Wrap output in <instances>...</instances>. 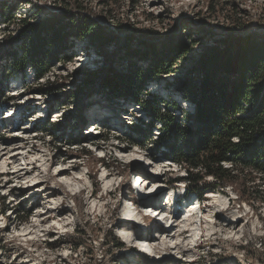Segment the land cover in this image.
<instances>
[{
    "label": "rangeland",
    "instance_id": "1",
    "mask_svg": "<svg viewBox=\"0 0 264 264\" xmlns=\"http://www.w3.org/2000/svg\"><path fill=\"white\" fill-rule=\"evenodd\" d=\"M134 1L0 0V12L4 13L0 14V89L4 91L0 101L11 97L0 107V197L4 199L0 204V264H264V205L241 201L238 186L207 189L201 198L194 192L181 197L185 182L170 184L169 180L184 177L185 172L161 156L166 148L155 144L159 125L150 130L153 142L144 147L131 145L140 139L131 125L139 120L147 125L149 118L131 101L116 99L100 88L101 78L110 69L120 73L130 62L141 67L147 64L139 54L130 56L132 51L152 45L160 52L164 44L193 41L192 50L175 65V73L163 75L146 87L149 95L174 107L177 123L187 127L194 104L180 92L186 71L206 48L229 36L264 41V0H213V11L209 0ZM62 2L82 4L87 8L83 14L114 33L117 41L99 53L86 41L69 38L70 50L56 52L49 72L41 79L35 78L30 67L23 74H9L11 53H20L19 21L50 19L63 10ZM9 8L15 10L13 16L7 15ZM87 79L95 81L87 83ZM50 84L55 87L51 92H40ZM104 114L110 117L102 120L99 116ZM98 118L104 126L100 136L107 140L90 132L99 124ZM28 122L32 123L29 130ZM64 167L71 168L68 174L57 177ZM16 172L24 174L19 179ZM141 172L148 180L146 191L180 195L169 205L159 194L152 197L162 209L176 213L169 222L175 231L187 230L179 239L171 240L174 232L170 226L166 228L169 224L165 219H146L139 210L144 200H134L133 193L130 196L128 185L135 173ZM205 183H213L211 177ZM257 185L254 191L264 193V186L260 182ZM49 189L56 191L53 198L46 194ZM211 194L217 196L212 198ZM130 200L139 202L133 213L138 227L131 230L132 235L148 236L150 256L129 245L130 230L120 228ZM197 200L199 209L195 207L193 212L198 214L201 230L199 225L189 228L181 224L186 206ZM60 203L61 213H47ZM47 214L52 218H46ZM236 220L235 226L227 227ZM158 227H164L167 238L155 233ZM196 228L199 231L193 235ZM110 234L122 247L109 243ZM159 242H164V249L154 250ZM176 243L180 249H174Z\"/></svg>",
    "mask_w": 264,
    "mask_h": 264
},
{
    "label": "trees",
    "instance_id": "2",
    "mask_svg": "<svg viewBox=\"0 0 264 264\" xmlns=\"http://www.w3.org/2000/svg\"><path fill=\"white\" fill-rule=\"evenodd\" d=\"M209 3L213 11V0ZM62 4L63 10L50 19L19 21L20 53H11L12 60L7 66L9 74H23L30 67L35 78L41 79L49 72L56 52L63 54L70 50L69 38L86 41L99 53L117 41L114 33L83 14L87 8L82 4ZM8 12L11 13L7 15L13 16L15 10L9 8ZM188 40L191 41V36ZM193 45V41L178 40L164 44L160 52L152 45L132 51L130 56L139 54L140 60L147 64L141 67L130 62L127 70L120 73L110 69L101 78L100 88L108 90V94L116 99L131 101L149 118L147 125L144 120L131 125L134 135L140 137L131 145L144 147L153 142L150 130L159 125L155 144L161 143L166 148L161 156L185 172L184 177L170 179V184L185 182L186 194L194 192L198 198L207 189L215 191L238 186L236 193L241 201L264 205V193L254 191L257 182L264 186V41L229 36L205 49L180 83L182 97L194 104V113L187 116L191 127H184L177 123L171 109L174 107L170 108L169 103L149 95L146 87L159 81L163 75L175 73V65L187 56ZM93 81L87 79L86 82ZM54 88L50 84L40 92L48 93ZM3 94L0 89V96ZM9 100L11 97L5 96L0 107ZM96 137L108 139L100 135ZM207 177H211L213 183L206 184ZM128 187L130 189V185ZM3 203L4 199L0 197V204ZM258 208L253 207L254 210ZM108 239L109 243L122 247L116 236L110 234Z\"/></svg>",
    "mask_w": 264,
    "mask_h": 264
},
{
    "label": "bare ground",
    "instance_id": "3",
    "mask_svg": "<svg viewBox=\"0 0 264 264\" xmlns=\"http://www.w3.org/2000/svg\"><path fill=\"white\" fill-rule=\"evenodd\" d=\"M157 85H153L152 86V88L154 89L155 87H156ZM154 90H157V88H155ZM99 117H102V120H105V119H107V118H109L110 117V115H108V114H104V115H101V116H99ZM6 167H8L9 166V164H7V165H5ZM71 168H65L64 167V169H62L61 171H58L57 172V174H56V176L57 177H61V176H65V175H67L68 174V171L70 170ZM17 171H19V170H17ZM142 173V172H141ZM24 174V172L23 173H21V172H16L14 175H16V176H18L19 177V179H20V176L21 175H23ZM28 174V171L27 172H25V174L24 175H27ZM47 175V174H46ZM139 177V175H136L135 176V179H134V181L133 182H135V184L134 183H132L131 184V189H133V188H136V186H138V187H141L142 186V183H144L143 181L142 182H140V179L138 178ZM22 178V177H21ZM105 179V178H104ZM47 180V179H46ZM52 180H53V178H52ZM74 180V179H73ZM46 182V181H45ZM149 186H147V188H148ZM146 188V189H147ZM146 189L144 190V191H142V196H143V199H142V196H141V198L140 199H142V200H144V201H146L147 199L145 198V196L147 195L146 194ZM47 190V189H46ZM42 192H44V193H46L45 192V190L44 191H42ZM154 192V191H153ZM161 193V191H159V192H155V194L154 195H156V194H160ZM213 193V192H212ZM47 195H49V197L50 198H53L55 195H56V191L54 190V189H49V191H48V193H46ZM167 196H168V200L166 201V204L167 205H169V201L170 200H173V199H175V193H167ZM214 196H217V194H211L210 195V197H212V198H214ZM178 198V197H177ZM215 199H216V197H215ZM144 201H141V202H144ZM215 200H213V202H214ZM136 202V201H135ZM169 202V203H168ZM215 204V203H214ZM58 206V207H57ZM57 206H55V207H53V209H51V210H47V213L49 214V212L51 213L52 211H54V212H56V214L57 213H61V211L63 210V209H60V206H61V203L60 204H58ZM191 206V207H190ZM195 207L196 208H198L197 207V203H195V202H193L191 205H187L186 206V209H185V219L183 220V221H181V224L183 223V225L185 226H188L189 228L190 227H192V224L194 225V226H196L197 227V225H199V219H198V214H196V212L194 213L193 212V210H195L196 211V209H195ZM125 210H124V218H125V220L126 221H124V220H122L121 219V221H120V223H119V225H120V228H128L130 231L131 230H136L137 229V227L138 226H136V224H134V223H132V222H134V220H135V217L133 216V213H135L134 212V209H132V206H130L129 204L127 205V207H125L124 208ZM156 210V209H155ZM193 213L195 214V216H193ZM217 213V212H216ZM47 214V216H46V218H52L51 216H49ZM164 214H165V216H164ZM216 215V214H215ZM218 215V214H217ZM216 215V216H217ZM158 216L160 217V219L163 221L164 219H165V221H166V223L165 224H169L168 226H166V228H168L169 226V229H173L172 231L174 232L173 234H172V238H171V240H173V239H176V238H178L179 239V237H180V235L182 234V233H184L185 232V229H182V231H175V229L176 228H174L175 226H173L174 224H170L169 222H170V220H173L174 218H175V216H176V213L172 210V211H165V210H162L159 214H158ZM54 217V216H53ZM220 217V216H219ZM221 219V218H220ZM129 220V221H128ZM156 221V220H155ZM175 221H176V219H175ZM190 221V223H188ZM238 221L239 220H236V221H231V222H228L227 223V227L230 225V226H235L237 223H238ZM145 222V221H144ZM156 222H158V221H156ZM174 222V221H173ZM172 222V223H173ZM179 223V222H178ZM172 225V226H171ZM182 225V226H183ZM201 225V224H200ZM199 225V228H200V230H201V226ZM217 226V225H216ZM188 228V229H189ZM177 230V229H176ZM196 230H198V228H196V229H193L192 231H193V235L195 234V231ZM199 231V230H198ZM127 232V231H126ZM186 232H187V230H186ZM185 232V233H186ZM147 233V232H146ZM155 233H161V235H163L165 238H167L168 236V234L166 233V231L164 230V227H158L157 228V230L155 231ZM30 234V233H29ZM125 231H123V234H122V237H125ZM128 235H127V237H130V233H127ZM214 234V233H213ZM160 235V236H161ZM159 236V237H160ZM148 236L147 235H145V237H144V235H142V236H140V238H138V240H137V238H136V242H139L138 243V245L139 246H141L142 248H144V249H142V250H145L146 252H147V250H148V246L146 245V244H150V243H147L146 242V240H144V238H147ZM126 238V237H125ZM154 238V237H153ZM155 240H156V238H155ZM165 240V239H164ZM184 240V239H183ZM152 242H153V240H152ZM181 244H182V242H181ZM180 244H177L176 243V245H174V249H180V246H179ZM164 242H159L158 243V247H155L154 248V250H163L164 249ZM148 247V248H147ZM163 248V249H162ZM182 249V248H181ZM154 250L151 248V251H153L154 252ZM167 250V249H166Z\"/></svg>",
    "mask_w": 264,
    "mask_h": 264
},
{
    "label": "built area",
    "instance_id": "4",
    "mask_svg": "<svg viewBox=\"0 0 264 264\" xmlns=\"http://www.w3.org/2000/svg\"><path fill=\"white\" fill-rule=\"evenodd\" d=\"M188 127H191V124L189 123Z\"/></svg>",
    "mask_w": 264,
    "mask_h": 264
}]
</instances>
